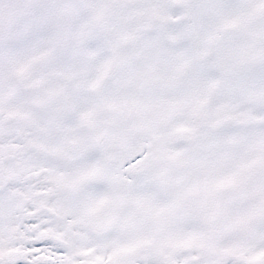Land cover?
Returning <instances> with one entry per match:
<instances>
[{
    "label": "snow or ice",
    "instance_id": "snow-or-ice-1",
    "mask_svg": "<svg viewBox=\"0 0 264 264\" xmlns=\"http://www.w3.org/2000/svg\"><path fill=\"white\" fill-rule=\"evenodd\" d=\"M0 264H264V0H0Z\"/></svg>",
    "mask_w": 264,
    "mask_h": 264
}]
</instances>
